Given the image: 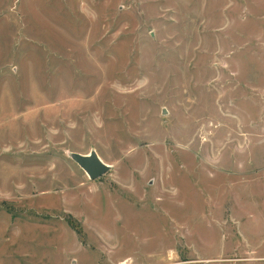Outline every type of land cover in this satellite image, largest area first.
I'll use <instances>...</instances> for the list:
<instances>
[{
    "label": "rangeland",
    "instance_id": "1",
    "mask_svg": "<svg viewBox=\"0 0 264 264\" xmlns=\"http://www.w3.org/2000/svg\"><path fill=\"white\" fill-rule=\"evenodd\" d=\"M0 264H264V0H0Z\"/></svg>",
    "mask_w": 264,
    "mask_h": 264
},
{
    "label": "water",
    "instance_id": "2",
    "mask_svg": "<svg viewBox=\"0 0 264 264\" xmlns=\"http://www.w3.org/2000/svg\"><path fill=\"white\" fill-rule=\"evenodd\" d=\"M69 156L91 180L101 177L110 169V166L100 159L95 150H91L87 154L71 152Z\"/></svg>",
    "mask_w": 264,
    "mask_h": 264
}]
</instances>
